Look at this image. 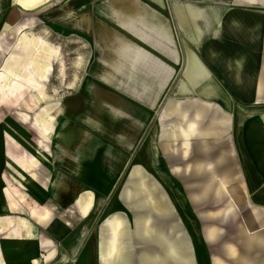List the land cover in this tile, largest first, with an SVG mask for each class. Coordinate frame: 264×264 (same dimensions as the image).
<instances>
[{
  "label": "crops",
  "instance_id": "obj_1",
  "mask_svg": "<svg viewBox=\"0 0 264 264\" xmlns=\"http://www.w3.org/2000/svg\"><path fill=\"white\" fill-rule=\"evenodd\" d=\"M27 3L0 0V72L10 47L26 37L40 43L48 30L68 36L80 51L73 69L84 71L71 79L64 114L54 107L62 119L50 149L55 165L38 178L40 165L23 171L30 201L78 197L80 224L68 239L82 244L94 229V254L84 252L77 263L264 264V0ZM4 138L0 131V236L9 237H0V264H40L31 223H20L16 209L23 193L10 180L9 167L22 171L17 159L24 156ZM166 175L174 183L162 184ZM237 179L252 211L242 210L240 200L214 219L195 214L200 195L191 192L206 206L211 190L222 191V183L237 188ZM67 182L74 190L65 189ZM179 192L187 193L191 215H180ZM215 199L229 203L224 193ZM113 218L122 223L115 257L104 246L113 239ZM59 222L50 230L67 226ZM198 223L205 225L201 232ZM150 225L156 234L146 233Z\"/></svg>",
  "mask_w": 264,
  "mask_h": 264
},
{
  "label": "rangeland",
  "instance_id": "obj_2",
  "mask_svg": "<svg viewBox=\"0 0 264 264\" xmlns=\"http://www.w3.org/2000/svg\"><path fill=\"white\" fill-rule=\"evenodd\" d=\"M29 38V37H28ZM26 39L20 40L21 42H16L12 47H10V53L7 56L6 62L3 63L0 72V131L4 132L3 141L7 140V136H9V142L15 145V152L18 154H22L24 158L30 159L31 157H36L40 159V166L38 167L37 178L38 176H42V168L52 169L55 165L53 162L52 154L50 153V149L54 148L55 142V131L56 129L60 128V124L62 119L59 120L61 114L63 113V103L64 100L67 98L72 97L71 92L74 91V86H71V79L73 77L78 76L82 78L83 70H77L74 66L77 65V53H79V49L73 48L74 45L68 43V36H56L52 31L48 30L47 34L42 35L40 43L36 42V47L39 48V55L43 56V60L41 59L42 66L40 68L41 71H35L32 66H29V75H35L32 79L26 77H17L12 73L13 70H17V63L20 64L28 54V47L26 43ZM48 48V50L46 49ZM44 51V52H43ZM51 51V52H50ZM43 53V54H42ZM47 57H46V56ZM12 59V60H11ZM12 61L13 67L11 70L8 68V63ZM45 61V62H44ZM15 65V66H14ZM22 68V67H21ZM79 73V74H78ZM8 78H11L8 80ZM6 82L12 84L11 86H7ZM41 86L46 94L48 95V99H42L39 95V92L36 90L39 89ZM61 110V114L55 111V108ZM47 110L50 111L51 116L47 119V125L43 126L41 124L40 118L42 117L43 113ZM58 110V111H59ZM53 114V116H52ZM70 122V121H69ZM66 127L71 126L70 123L64 122ZM42 125V126H41ZM63 125V123H62ZM63 125V126H64ZM73 125V124H72ZM46 130H45V129ZM49 131V132H47ZM47 134V135H46ZM45 138V143L49 147V151L45 152L42 150L43 147L40 145L41 139ZM41 154L45 155L48 159L41 157ZM162 167L167 168L164 162ZM10 168V169H9ZM8 169L11 170V176L14 175L13 178H10L11 182L18 187L19 191H22L23 196L20 197L19 202L16 205V209L18 213L21 215L20 223L25 222L22 219L28 220L31 223V227L33 228V238L37 244V254L40 264H49L50 261H58L60 257L64 255L70 256L69 264H78V258L80 255H83L84 252L89 254L90 250L93 253V230L91 229L89 232L88 238L81 244L78 245L77 241H71L68 239V235L70 236L74 231L76 232L78 228L79 221V205H78V197L67 199L62 203H59L58 200L47 202L46 204L40 202H34L29 200V192L26 187V182L29 181L30 176L25 174V172L18 170L17 172L14 171L9 167ZM164 170V169H163ZM166 172V171H165ZM138 174V173H136ZM179 178V177H178ZM180 178H184V176H180ZM160 179V178H159ZM174 179L172 176H164L161 177L162 184H171L174 183ZM144 177L138 178L139 187L144 186ZM37 181V180H36ZM69 181V180H68ZM147 181L150 183H155V179L147 178ZM215 181H217L215 179ZM8 182V181H7ZM10 182V183H11ZM126 180L119 181V187H122L125 184ZM10 183H7L8 185ZM137 183V184H138ZM159 181L157 182V184ZM234 185H237V188H232L233 194L235 197H240V207L242 210L249 211L253 210V207L249 204V201L246 199V195L244 192V188L240 185L239 180L237 179L235 182L233 181ZM26 184V185H25ZM65 184V189H73L74 187H70V182ZM156 184V183H155ZM37 187V186H36ZM228 186L224 184V189L220 192L217 190H211V204H206V206H199V203H202L199 199L202 198L199 192H191L190 196L194 194L196 198L195 202L197 205L192 208L196 215H207L211 214L213 219L215 216L224 213H229L230 210L234 207H238V200L234 201L232 198V193L228 192ZM74 190V189H73ZM72 190V191H73ZM193 193V194H192ZM224 193L226 200L229 202L228 204H218L216 203L215 197L221 196ZM148 194L151 195L150 190H148ZM179 201L181 202V210L180 215L182 214L188 215L190 214L186 208L189 202H187V193L179 192ZM133 198V195H130ZM235 204H230L231 200ZM31 198V197H30ZM89 197L85 198L83 201V205L87 204L86 207L90 206V201H88ZM194 202V203H195ZM28 203V207L26 206ZM25 209L28 210L25 211ZM191 210V208H190ZM234 212V209L233 211ZM133 214V213H132ZM128 219L130 220L129 229L132 232H136V220H134V216L127 210ZM191 215V214H190ZM133 217V218H132ZM116 219V218H113ZM118 219V218H117ZM1 220V219H0ZM119 220V219H118ZM64 222L67 226H63V228H58L57 230L51 231L50 225L52 223H59ZM120 221V220H119ZM121 223V221H120ZM226 223V221H225ZM221 224V223H220ZM223 224V223H222ZM222 224L220 226H222ZM227 224V223H226ZM23 224H20V226ZM122 225V223H121ZM188 225H183L182 230ZM3 224L0 222V232L3 230ZM23 227V226H22ZM80 227V225H79ZM204 223H198L197 229L198 232L200 230H204ZM146 233L156 234V227L150 225L146 227ZM210 231V230H209ZM74 232V233H75ZM212 232V231H211ZM156 236V235H155ZM2 238H8V234L1 236ZM21 240H25L24 237H20ZM112 242V241H111ZM77 244V246H76ZM110 242L106 243L105 251H108V246ZM117 247V244H115ZM92 248V249H91ZM75 253H73V252ZM118 251V247H117ZM24 253L27 251H23ZM94 254V253H93ZM114 257L116 255H113ZM153 258V257H152ZM151 258V260H153ZM189 259V258H188ZM152 263V262H151ZM187 264V262H184ZM52 264V263H50ZM87 264H94L91 261H87ZM153 264V263H152Z\"/></svg>",
  "mask_w": 264,
  "mask_h": 264
},
{
  "label": "bare ground",
  "instance_id": "obj_3",
  "mask_svg": "<svg viewBox=\"0 0 264 264\" xmlns=\"http://www.w3.org/2000/svg\"><path fill=\"white\" fill-rule=\"evenodd\" d=\"M41 0H25V2H28L27 4L28 5H34L38 2H40ZM37 39V38H36ZM26 45L28 47V54H27V57L20 63V64H16L17 65V70H13L12 73H14L15 76L17 77H26L28 75V78L29 79H32L33 80V77L35 75H29V66H32L34 68L35 71H41L40 68L42 66V63L41 62V59L43 58L44 54L42 56L39 55V48L36 47V40L33 38V37H29L26 39ZM48 50V48H46ZM44 52V51H43ZM51 52V51H50ZM46 56V55H45ZM47 57V56H46ZM12 60V59H11ZM43 60V59H42ZM45 62V61H44ZM8 68L11 70V68L13 67V63L12 61L8 63ZM15 66V65H14ZM22 67V68H21ZM241 68V67H240ZM11 79V78H8V80ZM10 81V80H9ZM7 86H11L12 84L6 82ZM39 89L36 90L37 92H39V95L41 96L42 99H48V95L46 94V92L44 91V89L39 86ZM48 116V115H47ZM51 116V114H50ZM49 116V117H50ZM53 116V114H52ZM40 121L42 122L43 119L41 120L40 118ZM46 121V120H45ZM47 121L46 123L44 124L43 122L41 124H43V126L47 125ZM42 126V125H41ZM45 129V128H44ZM47 129V128H46ZM45 129V130H46ZM49 132V131H47ZM47 135V134H46ZM45 136V135H44ZM46 136L44 137V139L42 140L41 139V143H45L44 140H45ZM262 152H263V149H262ZM262 155L264 156V154L262 153ZM262 159V157H261ZM263 160V159H262ZM261 160V161H262ZM264 161V160H263ZM159 162V161H158ZM17 164L18 166L20 167V169H22L23 171H26L28 173H30L32 170H34L35 168H37L39 165H40V159L36 158V157H32L30 159H26V158H18L17 159ZM154 169V168H153ZM157 169V168H156ZM34 176V175H32ZM34 180V179H33ZM223 187H224V184L222 183ZM228 189V192L232 193V198L234 201L236 200H240V197H235V194H233L232 192V189L230 187H227ZM217 191H220V189H217ZM88 201H90L91 199L88 198L87 199ZM85 206H87V204H85ZM4 210H8L7 208H4ZM26 225V224H25ZM121 231V223L120 221L116 218V219H112V222H111V234L113 236V239H112V242H110L109 246H108V251H106L109 256H112V255H116L117 254V247L115 246L116 244V240L118 239L119 237V233ZM210 232V231H209ZM121 235V234H120ZM81 241V240H80ZM77 246V244H76ZM38 259V258H37ZM90 259V258H89Z\"/></svg>",
  "mask_w": 264,
  "mask_h": 264
}]
</instances>
